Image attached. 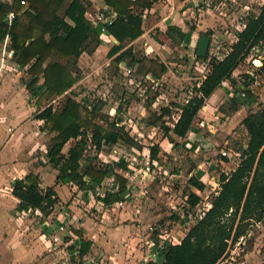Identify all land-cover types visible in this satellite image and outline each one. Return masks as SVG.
Here are the masks:
<instances>
[{
    "label": "trees",
    "instance_id": "trees-1",
    "mask_svg": "<svg viewBox=\"0 0 264 264\" xmlns=\"http://www.w3.org/2000/svg\"><path fill=\"white\" fill-rule=\"evenodd\" d=\"M107 7L117 15L107 26V34L118 41V45L108 53L118 66L133 65L136 72L146 75L145 69L153 62L148 58L139 59L127 42H134L145 32L144 11L149 10L160 0H104ZM25 2L27 6H23ZM94 7L91 0H15L6 4L0 0V44L9 34L11 47L16 53L17 65L25 70L26 87L32 96H37V104L51 102L64 96L62 105L53 111V106L45 107L37 116L43 123V130L53 137L47 148V160L57 171L56 185H76L86 195L96 186L109 179L119 184V191L108 193L103 199L108 205L121 202L126 192L127 179L117 169L125 171V160L109 164H97L96 159L106 146L115 147L120 142L142 149L130 136L121 119L109 122L103 119L99 104L78 100L77 94H66L78 81V63L88 43L101 45V28H95L87 19V12ZM10 12L16 17L11 28L7 22ZM207 34V33H206ZM162 38L181 45L190 40V34L169 26ZM237 41L232 44L222 59L209 63V72L194 89V95L185 104H177L180 112L177 120L172 119V108H161V113L151 124L160 123L164 134L186 138L195 131L194 123L207 100L226 81L232 79L234 72L246 62L256 49L264 51V2L257 12H250L246 27L236 33ZM161 39V37H160ZM255 49V50H254ZM264 57V56H263ZM201 61L207 58L197 57ZM163 73L167 70L163 67ZM264 72V66L256 72L241 74L239 84L232 80L233 97L229 111H240L243 106L251 107L257 97L251 92L257 77ZM41 78L44 83L39 85ZM244 95V96H243ZM220 112L226 113L224 106ZM101 120L103 123H98ZM249 135L244 145L234 141L233 151L239 154L240 161L230 173L221 174L218 194L212 198L211 208L205 215L189 227L183 240L177 244H166L163 250V264H219L242 238L248 237L259 222L264 221V107L250 113L242 121ZM91 136V137H90ZM172 144H175L173 138ZM74 145L64 153L69 142ZM176 146V145H175ZM94 148L93 156H87L89 148ZM197 144L187 151L193 152ZM151 160L160 161L161 148H150ZM220 155V153H219ZM214 158L217 155L213 156ZM225 163L228 158H222ZM188 184L199 193L189 191L187 207L182 225L188 224L190 213L187 209L196 208L202 201L201 193L206 185L200 176H192ZM189 187V189H190ZM12 195L19 201L18 210L39 209L48 217L59 203L54 187H41L40 178L34 173L16 179ZM87 196V195H86ZM82 239V255L90 251L92 243L83 239V233L75 230Z\"/></svg>",
    "mask_w": 264,
    "mask_h": 264
},
{
    "label": "crops",
    "instance_id": "crops-1",
    "mask_svg": "<svg viewBox=\"0 0 264 264\" xmlns=\"http://www.w3.org/2000/svg\"><path fill=\"white\" fill-rule=\"evenodd\" d=\"M91 1L97 9L94 14L107 7L104 0ZM202 2V0H160L155 3L151 9L144 11L145 23H151L149 31H147V27H145L144 34L134 42H127L125 48H131L129 47L130 44L136 45L145 39L148 32H151L153 29H157L160 33H165L169 26L179 28L184 33L190 34V40H186L181 45L186 46L195 43L201 23L199 21V27L195 28L190 22L192 18L196 19L198 15L196 11L199 9L200 5H202ZM107 36L109 41L108 44H105L102 38H100L101 45L98 48H95V44H91L94 47L89 54H94V58L97 56V64L100 63L99 59L102 55H106L114 45H118L116 39L112 36ZM151 40L154 44L165 48V46L160 43L158 44L155 38H151ZM168 42L172 41L167 40V43ZM148 45L149 43H147V46ZM85 55L86 50L80 59L88 58L90 61L92 60L90 55L86 57ZM194 61L198 62L197 64H199V61L204 64L207 63L206 61L197 60L196 58ZM190 64H192V61ZM80 65L81 64L78 63L79 69H81ZM240 68L241 66L234 72L231 80L226 81L222 88L218 89L207 100L206 105L200 111L194 123L195 131L190 132L186 138L173 136V140L176 141L177 144L182 143L181 147H184L186 151L187 149L189 150L193 144H197L195 151H187L192 155L189 161L190 169L187 180L195 175L200 176L201 181H205V179L208 178L210 182H217L214 175L218 174V167L223 166L229 168V166L234 165L233 170L237 167L240 161L239 156L235 154V162L231 163L230 160L228 163H225L219 157V153L225 150V147L221 149L216 148L211 138H213L216 143L224 145L228 144L229 137H234L235 140L240 141L244 145H247L249 142V135L242 125V121L247 115L254 112L245 113L242 107L240 111L235 113L229 111L230 102H232L231 98L233 97L232 80H236L239 84V80L236 79V77L242 73L239 71ZM134 70L136 71V68H134ZM162 70L163 66L161 67L160 73L148 70V73L145 75L146 79H155L159 82L161 79L165 78L168 71L167 68L165 73H163ZM24 73L25 70L21 69L20 66L11 59H7L5 60V66L0 74V230L3 233L2 235L0 234V264H37L41 260V258L38 257L39 255L40 257H44L46 254L48 255L51 253L44 232L50 234L52 228H47L45 226V218L35 215H31L30 218H25L24 213L27 212L29 208L23 212L19 211L17 209L19 201L12 195L15 180L22 179L29 173H34L40 178L41 187L43 189L54 187L59 197V203L56 206L58 215H52L50 218L46 217L47 221H53L54 227H58L61 222L65 221L71 226V230L74 233L75 230L81 231L84 235L83 239L92 243L91 249L86 256L98 259L103 258L108 260L111 264H139L148 261L149 256H151L148 241L154 239L156 247L164 243V248L165 243L172 245L179 244L185 237L186 231H188L185 226L189 224L182 225L180 222L173 223L171 222L172 218H170L169 222L166 223H172L175 225L174 227L169 226L166 229H158L157 226L163 227V225H165L162 224L161 220L165 219L168 214L162 212L163 209H160L162 206H158L156 209H154L156 206H148L149 204L147 202L149 198L147 195L150 194V192L154 193L149 187L151 180L145 177L142 178V172L139 171L138 168L134 169L128 164V168L125 171L117 169V171L127 179V189L122 195V198L128 200L125 201V207L123 209L117 208L118 202L110 204L108 210L102 209V207L98 205L99 203L95 204L92 200L90 202L89 194L87 193L86 196L76 185H56L57 171L48 162L46 157L47 148L53 136L50 139L46 136L48 132L43 130V123L36 118L39 113L34 112L33 102L37 104L38 97L32 96L28 91L26 80H23L25 79ZM237 73H239V75ZM75 75H77L76 72ZM205 76H203V79ZM78 81L66 94L74 93L76 90L78 91L77 86L81 83H78ZM43 83L44 79L41 78L39 85ZM200 83L197 85L199 86ZM259 84L260 80L256 81L250 89L257 97V102L249 108L257 109L256 112L264 107V93L260 92ZM63 98L64 96L58 97L52 100L50 104L56 100L62 101ZM159 100L157 96L156 103H153V107H157ZM46 104L47 103H44V105ZM61 105L62 104H60V106ZM135 105H137V103L131 101L130 106L132 107L130 110H132ZM37 106L41 107L39 104H37ZM169 106L172 108L171 104H167L162 108ZM221 106H224V108L228 107L227 110L225 109L226 113L220 112L219 109ZM28 107L30 109H28ZM140 108L142 110L140 111L141 115L144 116L148 110L144 106L142 107V105H140ZM176 109L180 112L177 107ZM160 110L157 107L155 110L157 113L156 115L161 113ZM33 113L35 114L34 117H32ZM178 117L179 115L177 114V118ZM177 118L175 120H177ZM33 122L34 125L32 124ZM35 125L40 127L38 128L39 131H37ZM206 126L214 128L213 131H209L210 136L212 135L213 137H206L204 132L201 131V129ZM235 130L240 131L237 132ZM242 131H244L246 135L244 141L237 139L240 137L238 134H241ZM216 133H218L217 136H214ZM237 135L238 137L236 138ZM118 146H120V144H118ZM145 150L149 151L148 149ZM171 151L170 149V152ZM215 155H217V157L214 158L213 156ZM131 156L132 158H138L140 161L148 157L144 154H139V152L135 150H133ZM101 157L102 156H100V159ZM49 176L51 178L47 179ZM174 176L176 175H172L171 177ZM176 181L180 182V180ZM180 183L184 182L181 181ZM189 187L188 184V191L199 193L195 188L190 187L189 189ZM160 193L163 195V190L160 189ZM142 195H144V197ZM79 196H83V199L80 200ZM136 196L142 199L146 197L147 202L136 201ZM80 203H83L88 209H90L89 204L91 206L95 204L96 208L90 209V211L97 212V215H95L96 219L92 217H88L87 219L83 218L79 211ZM63 213H67L68 216L65 217ZM153 229L154 232L152 231ZM158 230L161 232L159 236L162 237L163 240H158V236H155ZM79 238L82 239L80 236ZM47 258V263H54L50 254ZM164 260V255L161 252L157 258L158 264H163Z\"/></svg>",
    "mask_w": 264,
    "mask_h": 264
},
{
    "label": "rangeland",
    "instance_id": "rangeland-1",
    "mask_svg": "<svg viewBox=\"0 0 264 264\" xmlns=\"http://www.w3.org/2000/svg\"><path fill=\"white\" fill-rule=\"evenodd\" d=\"M202 1L203 4L200 5L199 9L196 11L198 14L196 19L192 18L190 22L195 28L199 27V21L201 23L198 32L199 34L195 39V43H191L190 45L186 46L177 45L173 42L167 43V40L160 36L161 33L157 29H153L151 32H148V35L145 36V39L136 45H129L133 51V54H135L137 58H148L153 62L152 64H148V66L145 67L146 70H152L155 73H160L162 66L168 69L165 78L161 79L159 82L155 79H146L144 74H140L136 71L128 75L123 67H120L116 64L114 58H110L108 56V52L106 55H102V57H100V63L97 64V56L94 58V54H89L94 47L91 44L86 45L85 57L90 55L92 60L90 61L88 58H84L82 60L80 59L79 63L81 64V69L78 68L77 71L79 79L78 83L81 82L79 86H77L78 91H74V94H77L79 97H77V99L87 101L89 104H99L101 106L100 114L102 115L103 119L106 118L109 122L113 121L114 119H121L123 123H121L120 126H124L125 130L130 134V136L134 138L137 144L142 147V149L139 150L138 148H134L123 142L119 143L120 146H106L103 153H101V156H103L102 159H100L99 156L96 159L97 164H104L102 160L112 161L113 157L117 158V160L118 158L122 157L132 159L131 153L133 150L139 152V154H144L150 157V151L145 149L150 150V148L154 145L160 146L161 153L159 157L161 163H158L157 167H153L155 172L153 173V177L150 178L151 182L149 187L154 193L150 192V194L147 195L149 198L148 202L146 197L143 199L138 198L137 196L135 197L136 201H146L149 204V207L156 206L154 209H156L158 206H162L160 209H163L162 212L168 215L165 217V219L161 220L162 224L165 225H163V227L157 226L160 230L163 228L166 229L169 226H175L172 223H166L169 222L170 218H172L171 222L173 223L180 222L179 220H175V218H179L180 220L184 219L186 208H188L186 198L187 194L189 193L187 189L189 180L187 179L190 169L189 161L192 158V155H190L184 147H181L182 143L177 144L175 141V144H172L173 141L171 138H173L174 135H165L163 130L160 129V123L151 124L158 116L156 115L157 113L155 110L157 107L160 110L163 106L171 104L173 110L172 119L166 118V120L169 122V124H171L170 122L177 118V114L179 112L175 106L177 104H185L186 101L194 95L195 87L202 81L203 76L209 72V63H211V61H213L215 58L222 59L229 51V48L232 46V44L237 41L236 33L238 32L237 28L240 18L247 10H249V12H257L264 0ZM204 2L206 3L204 4ZM220 2L224 3L231 9V14L229 16L218 10V4ZM96 10L97 9L95 7H92L89 11L94 13ZM146 27L147 31H149L151 28V23L149 24V22H147ZM202 34H206L211 37V45L208 54L209 60L205 64L200 61L199 64H197L198 62H195L194 59L196 58L199 37ZM151 38H155L156 42L165 46V48L154 44ZM147 43H149L148 46ZM263 56L264 51L259 49L253 51V54L248 58V60H246V62L241 65V68L239 69V71L242 72L241 74L256 72V69L254 70L256 67L253 64V60L259 59V57L263 58ZM191 61L192 64H190ZM237 74L239 75V73ZM241 74L236 77V79L239 80ZM23 75H25V73ZM23 80H27V78L25 77ZM259 80L260 92L264 93V72L259 76L257 81ZM231 86L233 89L234 86ZM157 96L160 100L157 107H153V103L156 101ZM59 101L62 104L63 99L62 101ZM131 101L137 103V105H135L132 110H130L132 107L130 106ZM48 105H50V102H48L46 105L42 104L41 107L39 106L38 108L48 107ZM140 105H142V107L144 106L148 110L144 116L141 115L140 111L142 110ZM242 108H244L245 113H250L251 111L256 112L257 110L247 106ZM28 109L30 108L28 107ZM113 109L117 110L116 116L113 115ZM224 109L227 110L228 107H225ZM34 116L35 114L33 113L32 117ZM97 122H100L101 124L103 123L101 120H97ZM35 128L37 131H39L38 128L40 127L35 125ZM211 130L213 131L214 128L206 126L201 129L206 137L210 136L209 131ZM235 131L239 132L240 130ZM217 134L218 133H216L214 136H217ZM238 135H240V137H238ZM238 135L236 138L238 137V140L244 141L246 136L244 131ZM46 136L50 139L53 135L47 133ZM211 137L213 136L211 135L210 138ZM211 139L213 141V145L216 146V148L221 149L225 147V150H227L231 156V163L235 162L234 160L236 156L234 155L232 147L234 145V141L237 140H235L234 137H229L228 144L226 145L221 143L218 144L215 140H213V138ZM74 143V141L69 142L64 149V153H67L69 148L72 147ZM170 149L172 150L171 152ZM93 154L94 149H89L87 156H93ZM133 168L142 169V161L134 163ZM217 169L218 174L214 175L216 179H219L221 174L225 172L230 173L232 171V169L230 171L228 167L223 166H220ZM172 175L176 176L171 177ZM50 178L51 177L49 176L47 179ZM176 180H180V182L182 181L184 183H180ZM203 182L206 186L208 185V190L206 195H201L202 203L198 206L197 213L193 216V218L190 220L188 219L189 225L193 224V222L199 219V216L207 208V202L210 200H208L207 196H210L209 189L211 186H214V181L210 182L209 179L206 178ZM160 189L163 190V195L160 193ZM142 196L144 197V195ZM79 198L81 200L83 199V196H79ZM79 209L83 218L87 219L88 217H92L93 219H96L95 215H97V212L90 211V209H88V207L83 203H80ZM188 210L189 209H187V211ZM189 225L185 226L187 227V230L189 229ZM160 233L161 232L158 230L157 234ZM0 234H3L1 230ZM157 234L155 236H157ZM157 239L159 240V238ZM49 254L54 260V263L52 264H63V253L61 251L51 252ZM49 254H46L44 257H40L39 255L38 257L41 258V260L37 264H49L46 262L48 260L47 257ZM221 263L264 264V226L261 228H259L257 225L254 226L248 237L240 240L238 244L233 246L228 256Z\"/></svg>",
    "mask_w": 264,
    "mask_h": 264
},
{
    "label": "built area",
    "instance_id": "built-area-1",
    "mask_svg": "<svg viewBox=\"0 0 264 264\" xmlns=\"http://www.w3.org/2000/svg\"><path fill=\"white\" fill-rule=\"evenodd\" d=\"M2 1L6 4H12L15 0H2ZM205 3L206 2H204V4ZM21 4L23 6H27V4L25 2H21ZM218 10L221 11L223 14L228 15V16L231 14V9L229 7H227L224 3H221V2L218 4ZM249 14H250V12H249V10H247L244 13V15L240 18L239 23H238V28H237L238 31H241L246 27ZM15 17H16V15L13 12H10L7 16V22H8V25L10 28L12 26L13 21L15 20ZM116 18H117V15L115 13H113L108 7H106L105 9L99 10L98 13H96V14L91 13L90 11L87 13V19L91 22V24L95 28H99V27L101 28L100 38H102V40L104 41L105 44H108V42H109L108 36H107L108 35L107 34V26L111 25ZM0 59H1L0 74L2 73V70L5 66V60L11 59L13 62H15L17 64L16 53L11 47V38H10L9 34L5 37L3 42L0 44ZM253 64L256 67V68H254V70L256 69L255 71H259L264 66V60L262 57H259V59L253 60ZM120 67H123V66H120ZM123 68L125 69V71L128 75L132 74L135 71L134 67L133 68L123 67ZM257 80H258V77H257ZM60 104H61L60 101L56 100L52 104H50L49 106L52 105L53 110L55 111L60 106ZM33 110L35 113H40L44 109L38 108L37 104L35 102H33ZM113 115L114 116L117 115L116 109H113ZM32 124L34 125V122ZM89 149H91V147ZM92 149H94V148H92ZM235 154L236 153H234V155ZM220 155L222 158H228L230 161L231 156L227 150H222L220 152ZM98 156L100 157L101 154H99ZM237 156L240 157L239 154H237ZM102 157H101V159H102ZM112 159H113L112 161L111 160H102V161H104V163H106V164H109V163L119 162L121 160H125L126 162H128L129 166H132V167H133L134 163H137L140 161V160H138V158L129 159L127 157L118 158V160H117V158L113 157ZM158 163H161V161L151 160L150 157H146L142 161V169H138L139 171L142 172L143 178L145 177L146 179H150L151 177H153V173L155 172L153 167H157ZM233 167H234V165L229 166L228 169L231 171V169L233 170ZM159 169H160V167H159ZM225 173L228 174V172H225ZM218 180L219 179H217V182H214V186H211L209 189L210 190L209 191L210 196H207V198H208V200L209 199L210 200L207 202V204H206L207 208L199 216V219H201L205 215V212L211 208L212 198L218 194V191H219ZM207 190H208V185L206 187V190L204 192H202L201 195L202 194L206 195ZM118 191H119L118 182H116L114 179H109L104 184L96 186L93 191H89V193H88L89 194V200H90V202L92 200L95 204L99 203L98 205H100L102 207V209L108 210L110 206L108 204H106L103 199L106 197V195L108 193L115 194ZM209 197H211V198H209ZM127 200L128 199H125V200L123 199L121 202H118L117 208L123 209L125 207V201H127ZM201 203H202V201H201ZM95 204H94V206L93 205L91 206L89 204L90 209L96 208ZM198 206L196 208H192V209L188 210L190 215H191L190 216L191 219L197 213ZM61 213H62V211H61ZM31 215H35V216H38L41 218H45V226L47 228H52V232L50 234H47L46 232H44V236H45L47 242L49 243V251H51V252L61 251L63 253V255H62V260H64L63 264H111L108 260H105L103 258L98 259V258L91 257V256H83L81 253V251H82V240L77 235H75V233L71 230V226L67 222L63 221L60 223V225L58 227H54V224L52 223L53 221H47L46 216H44V214L39 209L29 208L28 211L24 213L25 218H30ZM52 215H58V212L56 211V207L48 217L50 218V216H52ZM63 215L65 217L68 216L67 213H63ZM256 225L259 228H261L264 226V221L259 222ZM190 226L191 225H189V227ZM152 231L154 232V229ZM156 232H157V230H156ZM157 236H158L159 240H163L162 237L159 236V234H157ZM243 239L244 238H242L241 240H243ZM148 242H149L148 246H150V250H151V252H150L151 256H149L148 261H145V262L139 263V264H151V263L158 264L157 258L161 252L163 253V250L165 249L164 243H162L161 245L159 244L156 247V242L154 241V239L150 240ZM165 246H166V243H165ZM113 264H117V263H113Z\"/></svg>",
    "mask_w": 264,
    "mask_h": 264
},
{
    "label": "water",
    "instance_id": "water-1",
    "mask_svg": "<svg viewBox=\"0 0 264 264\" xmlns=\"http://www.w3.org/2000/svg\"><path fill=\"white\" fill-rule=\"evenodd\" d=\"M210 45H211V37L206 34L200 35L197 46V57L202 59L207 58L210 50ZM122 66L127 68L134 67L133 65H126L125 63H123Z\"/></svg>",
    "mask_w": 264,
    "mask_h": 264
}]
</instances>
